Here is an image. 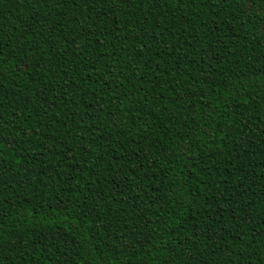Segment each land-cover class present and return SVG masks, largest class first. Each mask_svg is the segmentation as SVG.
I'll return each mask as SVG.
<instances>
[{
  "label": "trees",
  "instance_id": "trees-1",
  "mask_svg": "<svg viewBox=\"0 0 264 264\" xmlns=\"http://www.w3.org/2000/svg\"><path fill=\"white\" fill-rule=\"evenodd\" d=\"M0 264H264V0H0Z\"/></svg>",
  "mask_w": 264,
  "mask_h": 264
}]
</instances>
